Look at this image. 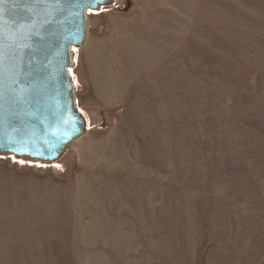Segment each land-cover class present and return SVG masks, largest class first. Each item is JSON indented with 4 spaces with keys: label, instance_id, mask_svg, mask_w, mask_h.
I'll return each instance as SVG.
<instances>
[{
    "label": "rangeland",
    "instance_id": "obj_1",
    "mask_svg": "<svg viewBox=\"0 0 264 264\" xmlns=\"http://www.w3.org/2000/svg\"><path fill=\"white\" fill-rule=\"evenodd\" d=\"M68 69L84 133L0 153V264H264V0H112Z\"/></svg>",
    "mask_w": 264,
    "mask_h": 264
},
{
    "label": "water",
    "instance_id": "obj_2",
    "mask_svg": "<svg viewBox=\"0 0 264 264\" xmlns=\"http://www.w3.org/2000/svg\"><path fill=\"white\" fill-rule=\"evenodd\" d=\"M112 0H0V153L54 162L85 131L68 69L87 11Z\"/></svg>",
    "mask_w": 264,
    "mask_h": 264
}]
</instances>
